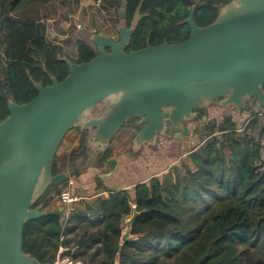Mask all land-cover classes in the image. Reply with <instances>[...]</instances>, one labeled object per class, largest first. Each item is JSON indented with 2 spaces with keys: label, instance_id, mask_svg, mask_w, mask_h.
Instances as JSON below:
<instances>
[{
  "label": "trees",
  "instance_id": "trees-1",
  "mask_svg": "<svg viewBox=\"0 0 264 264\" xmlns=\"http://www.w3.org/2000/svg\"><path fill=\"white\" fill-rule=\"evenodd\" d=\"M51 1L0 0V121L8 115L7 99L28 102L37 94L34 83L44 87L51 84V76L61 81L68 74L66 59L81 63L96 54L94 46L77 39L71 58L62 46L48 43L39 19L15 15L34 3ZM122 1L121 23L135 25L126 51L144 47L146 40L173 44L189 37L184 20L190 7L183 0H120V6ZM192 1L196 25L205 26L231 0ZM211 134L191 153L193 168L174 167L161 178L138 182L131 188L133 198L128 189L98 182L96 188H103L106 197L73 208L67 216L24 222L22 251L41 264H56L60 250L80 262L75 256L93 245L100 264H114L116 256L118 264H264V146L238 132L229 116L213 124ZM108 158L107 149L101 159ZM58 172L55 153L51 174ZM56 187L49 185L33 206L47 208ZM134 210L129 230L133 239L120 242L123 220Z\"/></svg>",
  "mask_w": 264,
  "mask_h": 264
},
{
  "label": "water",
  "instance_id": "water-1",
  "mask_svg": "<svg viewBox=\"0 0 264 264\" xmlns=\"http://www.w3.org/2000/svg\"><path fill=\"white\" fill-rule=\"evenodd\" d=\"M190 12L185 18L189 37L180 43L166 40L126 51L135 25L117 27L118 38L99 26L90 34L95 56L76 63L66 59L68 74L42 87L34 83L35 97L25 103L7 99V117L0 121V264H41L22 251L23 223L44 215L62 217L63 207L33 206L51 184L64 182L79 168L54 175L51 166L64 134L73 127L87 131L82 148L102 155L131 118L140 129L132 139L133 150L153 145L168 127L174 136L188 135L184 121L206 116V107L232 105L237 111L264 109V0H231L205 26L193 19L195 4L183 0ZM124 1L120 18H124ZM100 102L98 117L92 110ZM111 174L116 160H107ZM127 218L122 242L133 239ZM114 264H118V256Z\"/></svg>",
  "mask_w": 264,
  "mask_h": 264
},
{
  "label": "rangeland",
  "instance_id": "rangeland-1",
  "mask_svg": "<svg viewBox=\"0 0 264 264\" xmlns=\"http://www.w3.org/2000/svg\"><path fill=\"white\" fill-rule=\"evenodd\" d=\"M87 2V6L81 12L73 0H55L45 4L34 3L15 12V15L32 16L39 19L45 26V37L48 43L62 46L64 53L73 58L76 55L74 47L77 39L93 46L89 36L95 31V26H99L104 34L116 40L118 38L117 27L122 24L120 0H102L100 4H96L94 0H87ZM78 24H81L82 27H78ZM54 36L57 38L55 39ZM0 91L3 92L1 88ZM246 104H248L247 109L242 108L241 111H237L232 105H218L215 100L206 107L205 117L198 115L194 119L184 121V125L190 132L187 136L175 137L174 129L168 127L165 136H158L153 145L142 144L137 150L132 148V139L141 125L137 124V121L135 122L136 119L128 120L115 134L108 146L109 158H114L117 163L111 174L105 175L109 171V166L105 163L108 158L104 161L101 159L102 163L93 162L86 165L80 172L70 174L67 178V181L71 179L75 181L74 192L85 196L84 199L75 203L73 208H83L87 202L107 196L105 194L108 193L103 191V188H96L98 182L102 184L104 182L109 187L116 188L124 182L146 181L151 176L161 178L163 174L174 172V167L181 170L193 168L190 155L200 143L212 135L213 124H219L223 118L229 116L235 123L236 129L244 127L253 110V99L247 100ZM243 132L246 133L245 130ZM216 133L219 135L218 132ZM83 136L78 127H73L64 134L55 152L59 170L64 167L69 155L83 150ZM262 158H264V151H262ZM85 175L88 176V179L78 181L79 177ZM66 183L57 184V187L52 190V199L45 209L56 210L59 207V202L55 198ZM130 204L132 205L133 202L131 201ZM126 220H123V225ZM120 242L122 241L120 240ZM73 246L74 250H77L74 243ZM75 258L80 260V264H100L101 261V255L97 253L95 245L82 248Z\"/></svg>",
  "mask_w": 264,
  "mask_h": 264
},
{
  "label": "built area",
  "instance_id": "built-area-1",
  "mask_svg": "<svg viewBox=\"0 0 264 264\" xmlns=\"http://www.w3.org/2000/svg\"><path fill=\"white\" fill-rule=\"evenodd\" d=\"M102 0H96V4H100ZM78 27L81 25L78 24ZM238 132H243L244 130L248 136L252 137L254 141L258 142L264 146V109L259 111H251V115L246 120L244 127L236 129ZM66 185L61 188L57 195L56 200L59 202V207L62 206V214L67 216L69 212L73 209V205L79 202L81 199H84L82 196L74 192L76 187L75 181L73 179L66 181ZM65 236H61V239ZM63 250H60L57 254L56 264H76L80 263L75 261L69 255H63Z\"/></svg>",
  "mask_w": 264,
  "mask_h": 264
},
{
  "label": "flooded vegetation",
  "instance_id": "flooded-vegetation-1",
  "mask_svg": "<svg viewBox=\"0 0 264 264\" xmlns=\"http://www.w3.org/2000/svg\"><path fill=\"white\" fill-rule=\"evenodd\" d=\"M104 109H105L104 102H100L97 106H95L93 108V110H92V116H94V117L100 116L102 114V112L104 111ZM137 120L138 119H136L135 122ZM80 133L85 136L87 134V131L80 130ZM93 162H95V163L97 162V164H98V162H101V155L95 157V155H93L91 153H87L85 151V149L78 150L76 152H73L72 155H69L67 157L65 165H64V167L60 171H63L65 169L68 170L70 167L71 168L77 167L79 169L75 173H73V174H76V173L80 172V170H82V168L84 166L89 165V164H91ZM105 163L107 164V161H105Z\"/></svg>",
  "mask_w": 264,
  "mask_h": 264
},
{
  "label": "crops",
  "instance_id": "crops-1",
  "mask_svg": "<svg viewBox=\"0 0 264 264\" xmlns=\"http://www.w3.org/2000/svg\"><path fill=\"white\" fill-rule=\"evenodd\" d=\"M93 1V0H92ZM88 2L87 0H79L78 3H76V5L79 7V10L80 12L83 11L85 9V7L87 6ZM81 25V24H80ZM82 27V25L80 26ZM54 38L56 39L57 37L54 36ZM74 51L76 53V46L74 47ZM76 56V55H75ZM75 56H73V58H75ZM152 177V176H151ZM87 178L88 179V176L85 175L84 177H79L78 178V181H81L82 179H85ZM138 183V182H136ZM135 182L133 183H130V182H124L123 184H121L120 186L116 187V188H113V187H109L108 185H106L104 182H103V185L106 186V187H109L111 189H128L129 190V194H130V197L133 198V191L131 190L132 186L136 184ZM78 186V185H77ZM91 186V185H90ZM107 195V194H105ZM83 198H85V196H82ZM76 264H80V263H76Z\"/></svg>",
  "mask_w": 264,
  "mask_h": 264
}]
</instances>
